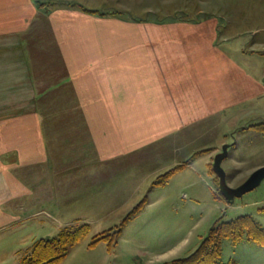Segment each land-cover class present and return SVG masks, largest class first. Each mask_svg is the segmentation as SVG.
I'll use <instances>...</instances> for the list:
<instances>
[{
	"label": "rangeland",
	"instance_id": "obj_1",
	"mask_svg": "<svg viewBox=\"0 0 264 264\" xmlns=\"http://www.w3.org/2000/svg\"><path fill=\"white\" fill-rule=\"evenodd\" d=\"M31 2L36 18L30 34L43 32L41 26L48 33L79 34L96 69H99L101 59L111 63L112 93L108 92L106 100H114L115 92L116 99L123 100V115H126L123 124L128 128L139 129L142 123L145 129H151L153 119H163L166 127L169 124L165 113H152V103L156 100H135V87L142 85V82L137 83L139 74L135 69L141 68L143 76L149 81L151 78L144 49L137 44V25L193 22L210 26L219 33V40L232 41L238 46V56L234 57L235 48L227 50L234 63L243 68L242 72L264 84V0ZM151 83L145 81L144 86L151 88ZM121 90L123 97L119 98ZM50 101L47 109L54 111L58 100ZM252 103L239 106L238 116L233 114L231 117L235 120L233 124L211 118L173 135L145 138L139 149H128L130 151H123V155L117 153L115 146L103 160L91 137H85V125L79 122L74 135L65 136L70 144L64 146L69 151H63L64 169L61 171L66 173L63 176L65 184L63 202L57 208H63V211L51 210L53 214H60L54 217L59 224L44 227L50 218L26 216L43 208L45 201L37 196V201L31 202L27 206L29 209L20 212L15 220L17 226L28 221L43 226L32 225L24 233L20 227V233L0 239V264H21L30 256L35 243L58 240L65 232L74 234L83 227L88 230L81 232L83 237L78 244L67 246L60 264H136L138 253L146 261L152 251L166 250L185 239L189 240L188 250L192 252L197 237H204L209 225L217 219L228 222L250 216L264 229V180L252 192L227 202L219 192L220 178L214 172L215 164L219 163L226 187L237 189L264 167V95ZM123 140L126 145L131 143L126 137ZM119 163L128 168H119ZM69 164L77 168L69 167ZM187 165L190 166L173 176L164 188H157L167 172ZM122 172L123 181L107 184L108 178ZM194 182H197L196 186L187 189V185ZM210 189L221 199L219 202L213 200ZM72 197L76 199L70 201L68 198ZM144 198L153 206L125 225L116 245L101 242L89 247L102 234L113 240L119 224ZM221 252L224 264H264V246L247 241L234 245L225 240ZM184 254L180 257H185Z\"/></svg>",
	"mask_w": 264,
	"mask_h": 264
},
{
	"label": "crops",
	"instance_id": "obj_2",
	"mask_svg": "<svg viewBox=\"0 0 264 264\" xmlns=\"http://www.w3.org/2000/svg\"><path fill=\"white\" fill-rule=\"evenodd\" d=\"M35 18L31 0H0V239L20 233V227L24 233L32 225L43 226L33 221L16 225L15 218L28 210L37 196L45 201L43 208L26 216L50 218L44 227L59 224L54 217L60 214L51 210L63 211L57 208L61 207L65 184L63 151H69L64 146L70 144L65 136H73L79 122L85 125V137H91L103 160L115 146L123 155L128 149H139L145 138L173 135L211 118L233 124L231 117L238 116L239 106L254 104L252 100L264 95V84L242 72L243 68L230 58L227 49L235 48V57L240 54L238 46L219 40L214 28L193 22L141 24L137 25V44L144 49L151 78H145L141 68L135 69L137 83L142 82L135 87V100H156L152 104L158 108L152 107V113H165L170 125L153 119L151 129L142 123L139 129L128 128L123 124V100L116 99V92L114 100H106L111 92V63L101 59L96 69L79 34L48 33L42 26V34H30ZM241 73L244 76L240 77ZM145 81L152 82L151 88L144 86ZM50 100H58L54 111L47 109ZM123 137L131 143L126 145ZM172 178L157 188H164ZM119 181H123V172L108 178L107 184ZM196 184L187 185V189ZM210 192L219 202L213 189ZM152 204L147 201L139 215L149 211ZM219 220L209 225L207 234ZM207 234L197 237L194 248ZM188 247L189 240L185 239L166 250L152 251L146 261L138 253L136 264H168L196 250L191 252Z\"/></svg>",
	"mask_w": 264,
	"mask_h": 264
},
{
	"label": "trees",
	"instance_id": "obj_3",
	"mask_svg": "<svg viewBox=\"0 0 264 264\" xmlns=\"http://www.w3.org/2000/svg\"><path fill=\"white\" fill-rule=\"evenodd\" d=\"M184 167H177L167 172L160 179L159 185L163 186L167 181L183 170ZM216 200L220 201L213 193ZM147 204V199L144 198L119 224L116 233L113 235V240H108L102 234L97 239L93 240L89 247L93 248L97 243H108V246L115 244L119 240L121 231L126 223L135 218ZM86 228V229H85ZM83 227L80 232L70 234L65 232L58 240L39 241L33 245L31 254L26 257L21 264H60L64 258L65 250L69 244H78L83 237V231L88 230V227ZM107 234V233H106ZM229 240L234 245L247 241L256 246H264V229L257 224L250 216L239 217L228 222L217 221L209 230L207 236L202 239L198 248L188 257L171 261L168 264H224L221 259V244L223 241ZM112 241V242H111ZM226 264H234L228 262Z\"/></svg>",
	"mask_w": 264,
	"mask_h": 264
},
{
	"label": "water",
	"instance_id": "obj_4",
	"mask_svg": "<svg viewBox=\"0 0 264 264\" xmlns=\"http://www.w3.org/2000/svg\"><path fill=\"white\" fill-rule=\"evenodd\" d=\"M215 174L220 178L219 179V192L224 200L231 202L234 199H239L243 195L252 192L255 190L261 182L264 180V167L258 169L254 172L248 180L237 189H230L226 187L224 182V174L219 169V163H216L214 166Z\"/></svg>",
	"mask_w": 264,
	"mask_h": 264
}]
</instances>
